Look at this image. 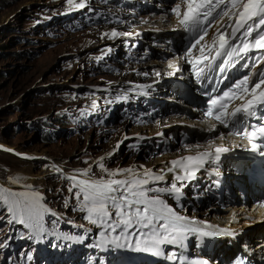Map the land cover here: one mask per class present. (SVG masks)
I'll use <instances>...</instances> for the list:
<instances>
[{
	"label": "snow or ice",
	"instance_id": "1",
	"mask_svg": "<svg viewBox=\"0 0 264 264\" xmlns=\"http://www.w3.org/2000/svg\"><path fill=\"white\" fill-rule=\"evenodd\" d=\"M67 3L76 8L85 7L75 0H67ZM170 12L176 18V26L172 30H183L191 37L180 59L190 66L196 84L204 90L201 95L207 97V106L203 114L208 120L216 122L212 124V129L216 130L217 125L230 128L219 138L239 136L247 140L250 146L247 151L259 152L264 156V0H180L170 6ZM213 28L215 32L211 43L202 44ZM118 35L127 36L129 33L115 30L111 33V37ZM197 46L199 55H193ZM213 51L215 55H211ZM254 52H259V56L249 55ZM237 65L246 71L221 90L218 85L231 79L229 69ZM168 67L172 69L168 73L170 77L181 71L171 60ZM156 75L160 76L161 73L157 72ZM234 100L241 103L229 110ZM121 143L123 141L117 143V149ZM230 151V148L221 145L213 151L204 150L196 155L184 156L170 161V166L161 169L159 174L133 168L112 171L102 162L98 167L107 174V178L79 179V176L89 177L91 168L77 170V175L65 177L72 181L67 189L76 201L72 210L86 213L82 219L103 229L99 233L102 240L97 247L108 243L119 249L127 248L179 261L182 258L180 253L187 248L190 240L194 239L196 248H200L208 240L233 234L211 228L205 221L179 214L162 196L167 195L178 201L187 182L195 179L206 165H215L220 161L221 154ZM165 171L175 173L170 182H166ZM55 172L60 173L61 169L56 167ZM117 176L124 178H115ZM12 183H17V180L13 179ZM162 183H166V186H161ZM24 187V191L0 187V208L6 209L9 214L7 217L0 215V221L10 226H23L28 234L21 235L20 239L41 242L49 235L57 239L55 233L45 228V216L57 217V213L46 206L44 197L31 185ZM68 206L65 201V207ZM56 222V219L52 221L53 224ZM75 239L82 240L83 237L77 236ZM165 245L173 246L177 252H166ZM7 246L6 241L0 240V249ZM55 246L59 247L58 244ZM23 256L26 261L33 260L29 252L23 253ZM187 264L211 262L198 258L187 261Z\"/></svg>",
	"mask_w": 264,
	"mask_h": 264
},
{
	"label": "rangeland",
	"instance_id": "2",
	"mask_svg": "<svg viewBox=\"0 0 264 264\" xmlns=\"http://www.w3.org/2000/svg\"><path fill=\"white\" fill-rule=\"evenodd\" d=\"M63 1L0 0V187L24 191L25 185H31L44 197L43 202L61 215L54 217L59 224L66 221L62 225L65 236L76 240L64 246V256L77 245H83L82 240L75 237L85 236L90 244L93 243L92 247L87 244L86 255L91 257L92 264H99L103 256L96 245L103 229L82 219L86 213L72 210L76 201L67 191L72 184L65 179L67 173L77 174V170L91 168L89 177H79L107 178V174L98 167L101 162L114 171L130 164V167L133 164L137 166L139 162L149 164L152 158L170 151L177 152V148L152 152L150 146L146 147L148 143L140 139L142 128L147 129L146 126L150 125L155 131L159 126L164 127L165 124L159 120L164 121L172 114L143 126L118 121L114 127L93 131L95 127L104 125L106 120L84 111L91 106L88 100L96 95L90 88L102 85L115 87L122 80H126L125 83L135 82L143 73H135L132 77L125 71L131 72L145 63L126 65L113 73L108 65L118 66L112 64V56H104L105 50L112 47L114 38L111 37L113 30L108 29L110 27H78V32L58 37L44 36L41 17L55 14L58 8L63 7ZM109 5L112 6V2ZM135 27H126V33L131 34ZM105 43L110 46L103 47ZM141 55L137 56L140 58ZM112 106L117 107L115 104ZM76 107L78 109H74ZM63 110L64 113H61ZM66 130L70 132L66 133ZM81 131L87 134L81 135ZM126 135L129 137L117 149V143ZM137 141L142 146L137 145ZM181 145L187 144L180 142ZM57 161L65 163L61 173H55L52 166V162ZM13 179L17 183H12ZM65 201L68 207H65ZM171 205L178 208L175 203ZM188 207L191 212L195 211L193 207ZM5 213L9 216L5 211L0 215ZM46 222L49 224L48 220ZM69 222L74 224L75 230L68 227ZM52 227L56 228V224L52 223ZM5 233L6 230L0 232V240H5ZM48 240L55 243L50 235ZM46 245L43 244L44 249Z\"/></svg>",
	"mask_w": 264,
	"mask_h": 264
},
{
	"label": "bare ground",
	"instance_id": "3",
	"mask_svg": "<svg viewBox=\"0 0 264 264\" xmlns=\"http://www.w3.org/2000/svg\"><path fill=\"white\" fill-rule=\"evenodd\" d=\"M168 16L165 13L159 14L156 17L152 18V16H146V18L149 19V23L145 24V26L142 24L144 22H138V19H135L134 22L136 27L132 31L131 34H129L127 37L131 36H142V37H148L155 35V32H153V29H160L165 30L166 32L169 31V29L166 27L168 24H174L175 22L169 17L168 19H165L164 17ZM133 19V18H132ZM125 28H131V25H124ZM152 41H149V43ZM171 61L173 59H170ZM168 60V61H170ZM168 61L165 63L157 62V61H151L148 63H145L142 66H138L136 69L130 72V70H124L125 73H127L130 76H135V73H146L148 72L149 75H152L151 83L157 81L158 79H164L168 78L167 75L168 70ZM176 64H180L178 60L174 61ZM125 69V68H124ZM154 72V73H152ZM161 73L160 78L157 77L156 73ZM124 73V72H123ZM122 73V74H123ZM139 75V74H138ZM118 76V75H117ZM129 76V77H130ZM127 77V75H126ZM141 75L138 76L140 78ZM124 78V77H123ZM138 81V80H137ZM126 80H122L120 82L116 83L115 87L123 86L126 83ZM155 87L157 88V85L155 84ZM178 93L181 94L180 90L177 89ZM179 105L176 106L177 111H175V114H172L171 116L167 117L164 121L159 120L160 122L164 123V127L159 126L157 127V130H153L150 125L146 126L147 129H143L140 131V139L143 138L144 142L148 143L147 148L149 146L152 149V152H155L159 149L164 148H177V152L171 153H165L162 154L159 157L152 158L151 162L149 164L139 162L140 164L137 166H134V164L130 167V165L124 169L127 168H133L135 170H138L140 172L146 171V170H152L154 173H160L161 169H166L170 166L169 162L172 160L179 159L181 157L187 156V155H196L198 152L209 150L213 151L215 147L218 146H224L230 149H234L235 147H231L229 145L230 138L226 137L224 139H220L217 135H213V129L212 125L201 123L198 120V115L196 113L191 112L192 107L188 104H185L183 100H179ZM191 109V110H190ZM190 110V115H186L187 111ZM170 121V122H169ZM182 123V124H181ZM124 131V130H123ZM147 131V132H146ZM147 134H144V133ZM174 136V138L170 137ZM191 135H200L201 140L198 142L196 139L187 141L186 146H179L180 141L182 138L189 137ZM131 136V135H130ZM119 137V136H118ZM129 137V135H126L122 138L121 141H125L126 138ZM170 137V139H169ZM142 140V139H141ZM232 146H238L239 141L233 140ZM126 144V143H125ZM172 144V145H171ZM196 145H199V147H196ZM3 147V146H1ZM166 149V150H169ZM113 153V152H112ZM107 157V156H106ZM100 161V160H98ZM97 161V162H98ZM137 162V161H135ZM52 166L54 169L58 167L61 169V172H63L65 163L62 162H52ZM60 172V173H61ZM57 173V172H55ZM66 177L77 175L76 173H67ZM79 179H82L78 177ZM115 178H124L123 176H117ZM172 173L169 174L166 177V182H170L172 180ZM84 179V178H83ZM88 179V178H87ZM200 181H204L203 185L200 182H195L196 184V190L198 192L194 193V196L191 197L189 202L195 201L193 203L195 206L193 207L194 212H191L189 207H179L176 208L177 212H179L182 215L188 216V217H194L196 219H200L201 221L207 222V225H212L214 229H218L220 231H223L226 229L229 230L234 236V238H230L228 240H225L224 236H221V239L216 242V248H217V254H222L223 252L227 253L228 255L234 256V251H239L240 249L247 250L251 252V254L254 256V258H260L264 256V208H260L258 206H252L249 207L248 205L245 206H230L226 212H220L218 207L211 202L214 197H207L205 193H208L209 196H211L210 190L207 186L209 183L212 187V181L211 179L207 178L206 176H201ZM161 186H166V183H162ZM205 189V190H204ZM202 191V195L200 194V191ZM164 199V197L162 196ZM207 201V202H205ZM170 204H174V202H170ZM206 205H208L209 208L207 210L202 211ZM173 207V205H171ZM175 209V207H174ZM198 219V220H199ZM203 226V225H201ZM246 228V229H243ZM115 235V234H112ZM111 237H109L110 239ZM229 245L231 246V250H228ZM255 245V249H253V246ZM124 253L122 254L123 258H127L129 253L136 255L139 258H142L145 260L146 255H144L142 252H135L130 249L124 248L122 250ZM174 252H177L175 249ZM166 261V260H165Z\"/></svg>",
	"mask_w": 264,
	"mask_h": 264
},
{
	"label": "water",
	"instance_id": "4",
	"mask_svg": "<svg viewBox=\"0 0 264 264\" xmlns=\"http://www.w3.org/2000/svg\"><path fill=\"white\" fill-rule=\"evenodd\" d=\"M0 151H2V150H0ZM8 154H11V153H8ZM14 156H16V157H18V158H21V157H19L18 155H16V154H14ZM22 159V158H21Z\"/></svg>",
	"mask_w": 264,
	"mask_h": 264
}]
</instances>
